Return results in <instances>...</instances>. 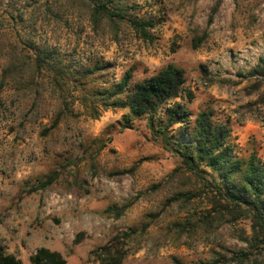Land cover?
Segmentation results:
<instances>
[{
    "label": "rangeland",
    "instance_id": "1",
    "mask_svg": "<svg viewBox=\"0 0 264 264\" xmlns=\"http://www.w3.org/2000/svg\"><path fill=\"white\" fill-rule=\"evenodd\" d=\"M138 2L141 15L159 21L152 42L130 30L119 41L96 33L79 12L44 25L39 18L34 27L31 14L38 15L36 8L47 11L52 0H0V44L22 47L32 40L58 49L78 69L98 60L114 63L99 85L116 83L130 70L136 83L171 64L182 68L194 98L179 101L194 118L213 109L216 122L231 130L235 155L247 159L255 153L264 164V88L249 96L250 83L238 77L264 56V0ZM204 33L206 41L195 49L194 39ZM5 60L0 55V82ZM204 68L219 81L204 80ZM46 78L30 77L0 92V250L23 264H32L41 248L61 253L69 264H101L96 250L135 230L122 246L123 264H264V252L240 238L243 229L249 233L247 222L207 229L198 226L210 209L206 198L169 203L180 192L199 195L201 183L190 174L170 177L175 157L143 124L121 130L126 114L121 110L101 111L92 119L79 89L57 90ZM247 104L254 112L243 109ZM60 112L63 119L53 129ZM53 172L60 179L32 193ZM131 201L121 217L110 211Z\"/></svg>",
    "mask_w": 264,
    "mask_h": 264
},
{
    "label": "trees",
    "instance_id": "2",
    "mask_svg": "<svg viewBox=\"0 0 264 264\" xmlns=\"http://www.w3.org/2000/svg\"><path fill=\"white\" fill-rule=\"evenodd\" d=\"M218 7L214 8L213 15ZM40 10L36 8L35 11H39L37 16L31 14L34 27L38 26L39 18H42L41 25H44L45 21L62 22L63 13L79 12L88 17L94 32H108L116 41H119L122 31L130 30L144 42H152V32L159 24L153 16L141 15L138 0H52L47 11ZM3 37L0 34V41ZM207 37V33L196 37L194 48L199 49ZM0 55L6 59L1 66L0 92L14 82L17 84L30 77L32 81L47 77L48 83L57 90L63 86L79 89L82 92L81 104L92 119H99L101 111L121 110L126 112L119 122L121 130H134L137 122L143 124L152 140L161 142L163 149L175 157L177 167L170 177L183 178L190 174L201 183L199 195L189 191L180 192L169 199V203L192 204L197 198H206L210 209L199 218V227L214 229L247 222L249 233L243 229L241 240L251 248L264 252V164L255 153L247 159L235 155L231 130L228 125L216 122L213 109L203 110L194 118L187 103L179 101L185 95L188 103L194 98L186 88L187 77L182 68L171 64L153 77L136 83L133 81V70H130L116 83L99 85L100 79L115 68L114 63L98 60L78 69L58 49L32 40L22 47L9 44L8 48H4L0 44ZM238 75L241 83H250L247 88L249 96L260 93L264 88V56L250 71L239 72ZM203 76L211 84L219 81L211 76L207 68H204ZM243 109L254 112L250 104ZM63 115V112L57 115L53 129L58 128ZM60 177V172H53L32 193L45 190ZM133 204L134 201H131L110 211L121 217ZM177 228L185 230L186 226L177 224ZM135 233L134 230L117 236L96 250V254L100 253L97 256L101 264H123L126 253L122 246ZM237 256L247 257L243 252ZM31 263L69 264L61 253L47 248L39 249L31 257ZM0 264L23 263L16 256L0 250Z\"/></svg>",
    "mask_w": 264,
    "mask_h": 264
}]
</instances>
